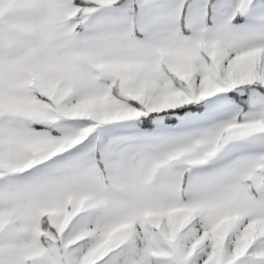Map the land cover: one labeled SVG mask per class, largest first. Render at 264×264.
Masks as SVG:
<instances>
[{"label": "snow or ice", "instance_id": "1", "mask_svg": "<svg viewBox=\"0 0 264 264\" xmlns=\"http://www.w3.org/2000/svg\"><path fill=\"white\" fill-rule=\"evenodd\" d=\"M0 264H264V0H0Z\"/></svg>", "mask_w": 264, "mask_h": 264}]
</instances>
